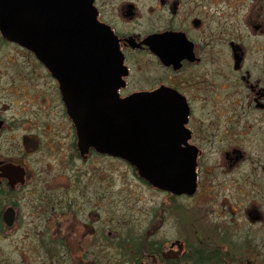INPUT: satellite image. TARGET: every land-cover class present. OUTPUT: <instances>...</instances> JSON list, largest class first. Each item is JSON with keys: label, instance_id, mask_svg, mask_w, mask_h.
<instances>
[{"label": "flooded vegetation", "instance_id": "1", "mask_svg": "<svg viewBox=\"0 0 264 264\" xmlns=\"http://www.w3.org/2000/svg\"><path fill=\"white\" fill-rule=\"evenodd\" d=\"M91 8L114 37V63L102 59L98 43L88 49L86 36L71 39L69 0H0V230L16 229L30 180L44 175L41 184L53 190L48 161L75 168L113 157L110 145L101 152L86 139L87 126L74 123L80 104L102 105L113 121L130 119L143 103L145 129L159 115L144 145L161 153L158 184L156 175L144 179L132 162L113 158L175 202L162 212L174 209L180 226L186 211L188 232H209L213 246L207 252L165 238L140 263L260 264L263 258H249L246 244L234 246L227 231L264 230V0H92ZM138 146L130 139L131 152ZM168 161L177 168L171 178ZM168 180L171 190L162 186ZM58 199L42 194L37 205L49 202L47 226L63 227L67 263L114 264V225L103 226L98 213L73 199L59 209ZM126 263L117 252L115 264Z\"/></svg>", "mask_w": 264, "mask_h": 264}, {"label": "rangeland", "instance_id": "2", "mask_svg": "<svg viewBox=\"0 0 264 264\" xmlns=\"http://www.w3.org/2000/svg\"><path fill=\"white\" fill-rule=\"evenodd\" d=\"M37 166L39 170L42 169L40 163ZM47 169L51 176H56L53 190L44 189L41 182L45 179L44 175L30 180L22 191L23 201L16 229L0 230V264H68L63 254V227L58 231V226H47L51 210L49 202L41 204L44 206L37 205L42 194H56L59 209L65 208L68 200L73 199L75 207L85 208L87 212L91 210L92 214L98 213L103 226L114 225V264L118 252L115 246L117 233L143 236L161 245L165 238L167 243L181 240L189 247L202 248L207 252L213 246L206 240L210 237L209 232H205L203 238L200 232H188L191 221L186 211L180 212L181 226L174 209L164 214L162 206H171L175 202L167 200L163 194L140 181L124 161L101 156L91 158L86 165L77 162L75 168L72 164L65 166L48 161ZM39 209L42 210L35 214L34 210ZM205 220L207 223L210 221L209 217ZM232 222H227L226 228ZM223 229L215 233L221 234ZM228 236L234 246L245 243L249 258L262 257V261L256 262L264 264L263 228L229 230ZM220 250L223 251V248Z\"/></svg>", "mask_w": 264, "mask_h": 264}, {"label": "water", "instance_id": "3", "mask_svg": "<svg viewBox=\"0 0 264 264\" xmlns=\"http://www.w3.org/2000/svg\"><path fill=\"white\" fill-rule=\"evenodd\" d=\"M69 0V12H70V23H71V39L76 40L79 37L86 36V42L88 43V49L92 48V45L96 42L99 46H102V59L105 60L106 55H109L110 62L114 63V53L116 49V42L114 37L108 28L102 27L96 21V15L93 14V10L91 8L92 0ZM62 5V4H61ZM64 9V8H63ZM63 9L61 11H63ZM95 35L99 37L96 41ZM29 36L31 34L29 33ZM92 45L90 46V43ZM46 49V46L43 47ZM116 56V54H115ZM120 65V61L118 63ZM100 104H80L79 109L72 114V119L78 128L84 129L85 125L89 129V132L86 135V139L90 142L92 140L97 146L100 147L101 152H105L108 149V155H118L123 157L124 159L132 162L134 165L136 172L142 177L146 178L149 175H156L157 179L154 182L156 185L160 180V172L159 165L157 159L161 158L160 152H147L148 140H150L151 130L149 123L154 119L150 118V122H148V127H144L147 121H149L148 113L144 110V104H138L136 106V115H130L129 118H125L123 120H113L109 121L106 117V110L101 108ZM86 112V118L85 113ZM159 113V112H158ZM157 114V118H158ZM157 118L155 121H157ZM99 132V136L97 130ZM114 133V140L109 138V135ZM94 138H100L105 140L104 142L98 144L94 141ZM130 139L140 141V146H138L137 152H131L129 149ZM118 140V148L116 152L111 149V146L116 143ZM152 140H154L152 138ZM112 143V144H111ZM142 143V144H141ZM146 143V149H145ZM144 146V147H143ZM140 147V148H139ZM144 149V150H143ZM157 160L156 164L155 161ZM193 166L189 165L184 169L186 178L189 180L193 177L192 175ZM166 170L169 171L170 174L168 176L174 177L175 171H177L176 164L172 163L170 165V161H168V166H166ZM184 178V179H186ZM174 179V178H173ZM186 179V180H187ZM162 186L168 188V190L173 189L174 183L168 182L163 183ZM170 255H167V257Z\"/></svg>", "mask_w": 264, "mask_h": 264}, {"label": "trees", "instance_id": "4", "mask_svg": "<svg viewBox=\"0 0 264 264\" xmlns=\"http://www.w3.org/2000/svg\"><path fill=\"white\" fill-rule=\"evenodd\" d=\"M144 240L143 237L134 236L130 233L118 236L115 246L120 255L126 257V264H141L140 261L145 256V252L153 253L158 251V244L152 241L146 244Z\"/></svg>", "mask_w": 264, "mask_h": 264}]
</instances>
